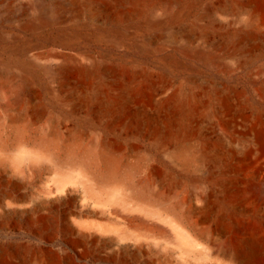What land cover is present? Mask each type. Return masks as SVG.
Returning a JSON list of instances; mask_svg holds the SVG:
<instances>
[{
    "label": "bare ground",
    "instance_id": "obj_1",
    "mask_svg": "<svg viewBox=\"0 0 264 264\" xmlns=\"http://www.w3.org/2000/svg\"><path fill=\"white\" fill-rule=\"evenodd\" d=\"M12 4L0 0V21L15 19L25 37L8 39L0 59V230L14 238L35 224L48 234L64 207L70 252L0 264H89L93 244L107 249L96 264H264V68L255 67L264 11L255 1ZM38 33L43 41L30 37ZM94 42L110 49L96 56ZM51 43L65 52L37 65ZM119 45L128 50L114 53ZM235 69L259 79L254 94L232 83Z\"/></svg>",
    "mask_w": 264,
    "mask_h": 264
},
{
    "label": "rangeland",
    "instance_id": "obj_2",
    "mask_svg": "<svg viewBox=\"0 0 264 264\" xmlns=\"http://www.w3.org/2000/svg\"><path fill=\"white\" fill-rule=\"evenodd\" d=\"M11 1L13 3L12 5H16V6L20 5L21 3L22 4L28 3V0H11ZM254 1L257 4V6L262 11H264V0H254ZM163 17L164 15L161 12H157L153 15L154 19H162ZM222 20L224 22H227V20L224 19ZM171 29L175 31L174 28ZM86 30L88 33H93L92 27H87ZM168 32H170V29ZM30 35L31 34H29V36ZM24 37L25 35L21 34L18 31L17 21L15 19H5L0 21V59L3 60L8 58V53L6 51V46L8 45L9 42L7 41L8 39L9 40L14 38L23 39ZM30 37L36 41H43L44 39L41 33L32 34ZM157 48H158L157 44L151 46V54L148 55V59L151 62H153V64L156 63L155 61L158 59V56L161 53L160 51L157 50ZM89 49L92 52V54L99 56L105 50H109L110 47L107 45L97 44L94 42L91 45V47H89ZM112 50L116 54H122L125 53L128 49H126L122 45H119ZM168 51L174 52V46L168 45ZM62 52H65L63 48L51 43L46 45L44 44L43 46H41L40 49L37 50L39 56L42 55V57L39 58V56L35 55L33 52H31L30 55H35L32 58V60L37 65H43L44 61L48 59L47 58L48 56L58 55ZM131 52L132 51H130V53ZM259 66H262L264 68V52L260 53L258 56V60L256 62L255 67H259ZM151 70H152L153 78L157 79L159 75V71L155 68H152ZM206 72L209 76H222L219 70L217 69H208ZM230 77L231 80H233L232 83L235 86L241 89L248 90L251 92V94H254V88L260 82L258 78L257 80L254 81L250 80L247 72L244 69L233 70ZM138 144L145 148H149V145L145 141H138ZM157 158L158 157H156V159ZM26 193L27 190L24 189L20 190V194H26ZM93 209L97 211L103 210L100 207H95ZM106 213L109 214L108 212ZM65 217H66V213L64 207H60L58 212H56L53 218L57 223V228L55 230H52L51 232L47 231L49 232L48 234H42V235L38 234L36 229L37 226L35 224L31 226L22 225V227L17 230V233H15L16 237L14 238L12 237L13 233L11 232L4 233L3 231L0 230V249L3 248L5 250L3 254H0V260H23L26 257L28 258L27 251H31L35 253L38 251H46L47 254L50 253L49 255H55L56 260H62L63 250L65 251V249H68L67 244L69 243L64 230V225L67 223ZM5 234H7V237ZM84 249L86 252L85 258L86 259L88 258L87 260L89 264H96V260H102L105 257V252L107 251L106 248L101 247L99 244L88 245L85 246ZM16 250H21V251L14 252ZM68 251L70 252L69 249ZM37 260H48V259L42 257L41 259L38 258Z\"/></svg>",
    "mask_w": 264,
    "mask_h": 264
}]
</instances>
